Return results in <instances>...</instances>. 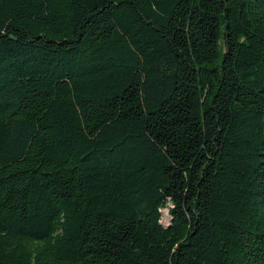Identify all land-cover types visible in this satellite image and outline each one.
<instances>
[{
  "label": "trees",
  "instance_id": "trees-1",
  "mask_svg": "<svg viewBox=\"0 0 264 264\" xmlns=\"http://www.w3.org/2000/svg\"><path fill=\"white\" fill-rule=\"evenodd\" d=\"M0 264H264V0H0Z\"/></svg>",
  "mask_w": 264,
  "mask_h": 264
},
{
  "label": "rangeland",
  "instance_id": "rangeland-1",
  "mask_svg": "<svg viewBox=\"0 0 264 264\" xmlns=\"http://www.w3.org/2000/svg\"><path fill=\"white\" fill-rule=\"evenodd\" d=\"M168 219H169L168 216L166 214H164V212H163L162 218H161L162 223L163 224H167L168 223Z\"/></svg>",
  "mask_w": 264,
  "mask_h": 264
},
{
  "label": "bare ground",
  "instance_id": "bare-ground-1",
  "mask_svg": "<svg viewBox=\"0 0 264 264\" xmlns=\"http://www.w3.org/2000/svg\"><path fill=\"white\" fill-rule=\"evenodd\" d=\"M164 214H166V211H164Z\"/></svg>",
  "mask_w": 264,
  "mask_h": 264
},
{
  "label": "water",
  "instance_id": "water-1",
  "mask_svg": "<svg viewBox=\"0 0 264 264\" xmlns=\"http://www.w3.org/2000/svg\"><path fill=\"white\" fill-rule=\"evenodd\" d=\"M167 215H168V211H166Z\"/></svg>",
  "mask_w": 264,
  "mask_h": 264
}]
</instances>
